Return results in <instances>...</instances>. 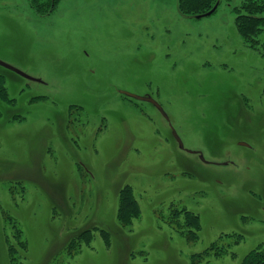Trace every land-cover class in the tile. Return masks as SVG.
<instances>
[{
    "label": "rangeland",
    "instance_id": "obj_1",
    "mask_svg": "<svg viewBox=\"0 0 264 264\" xmlns=\"http://www.w3.org/2000/svg\"><path fill=\"white\" fill-rule=\"evenodd\" d=\"M217 2L0 0V59L41 80L0 66V264H264V27Z\"/></svg>",
    "mask_w": 264,
    "mask_h": 264
},
{
    "label": "trees",
    "instance_id": "obj_2",
    "mask_svg": "<svg viewBox=\"0 0 264 264\" xmlns=\"http://www.w3.org/2000/svg\"><path fill=\"white\" fill-rule=\"evenodd\" d=\"M34 10L41 16L47 15L52 12L55 8L58 0H30ZM179 7L184 8L187 11L205 13L209 11L217 0H178ZM217 8V7H216ZM236 9V8H235ZM244 10L246 13H242ZM239 11V12H238ZM236 20L237 25L240 29L246 30V32L258 35L264 27V0L261 3L243 0L242 4L237 10ZM248 33V34H249ZM8 70V69H7ZM10 71V70H9ZM121 203H120V220L128 222V217L137 210L136 201L132 196L131 189L128 186L123 187L121 190ZM84 239L89 240L90 236L84 237ZM74 239L70 242L73 243ZM9 252H14L12 247H9ZM12 264H14V258L11 257Z\"/></svg>",
    "mask_w": 264,
    "mask_h": 264
},
{
    "label": "water",
    "instance_id": "obj_3",
    "mask_svg": "<svg viewBox=\"0 0 264 264\" xmlns=\"http://www.w3.org/2000/svg\"><path fill=\"white\" fill-rule=\"evenodd\" d=\"M217 7V3H215V5L207 12H205L203 15H200V16H207L209 14H211L212 12L215 11ZM0 66L5 68V69H8L26 79H29V80H35V81H41L40 78L38 77H33L25 72H23L22 70L14 67L13 65L7 63V62H4L3 60L0 59ZM119 92L123 93L124 95L128 96V97H131V98H134V99H137V100H141V101H147L149 103H151L154 107H156V109L167 119L169 120V117L167 115V113L164 111L163 107L160 105V103L155 100L154 98H152L151 96L149 95H138V94H135V93H132V92H128V91H125V90H120ZM171 132H172V135L174 136L175 140L177 141V144H178V147L180 149H183V150H186L187 152L189 153H197L199 155V158L205 162V159L203 157V155L201 154V152H198V151H194V150H190V149H187L184 147L180 137L178 136V134L176 133V131L172 128L171 129ZM239 144H242V145H247V143L245 142H239Z\"/></svg>",
    "mask_w": 264,
    "mask_h": 264
}]
</instances>
